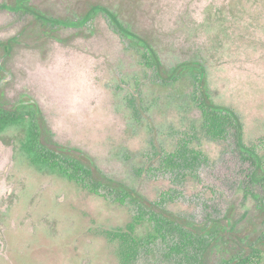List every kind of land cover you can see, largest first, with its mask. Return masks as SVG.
<instances>
[{
	"label": "rangeland",
	"instance_id": "374dc122",
	"mask_svg": "<svg viewBox=\"0 0 264 264\" xmlns=\"http://www.w3.org/2000/svg\"><path fill=\"white\" fill-rule=\"evenodd\" d=\"M87 2L119 13L168 68L200 63L211 98L238 114L244 142L262 156L264 167V0L27 5L53 19L78 21ZM13 39L9 55L0 49V82L12 76L1 87L5 101L37 103L59 144L91 156L106 175L171 212L199 224L223 220L235 226L244 245L264 240V181L252 182V163L233 133L216 140L203 129L194 75L157 81L143 65V51L118 35L105 14L77 28L44 26L31 13L2 8L0 43ZM22 138L18 128L0 134V264H122L111 233L126 229L136 208L38 170L21 152ZM176 150H182L181 161L171 164ZM147 232V225L140 226L136 234ZM160 252L135 264H173ZM225 258L219 245L207 264ZM256 261L264 264V253Z\"/></svg>",
	"mask_w": 264,
	"mask_h": 264
},
{
	"label": "trees",
	"instance_id": "16d2710c",
	"mask_svg": "<svg viewBox=\"0 0 264 264\" xmlns=\"http://www.w3.org/2000/svg\"><path fill=\"white\" fill-rule=\"evenodd\" d=\"M29 1L31 0H16L13 6L4 5L0 6V9L31 13L44 26L57 24L60 27L77 28L88 24L97 15L105 14L118 35L128 39L131 45L143 51V65L153 72L157 81L171 84L188 73L194 75L195 83L198 84L194 98L202 113L203 129L216 140L227 138L229 133H233L236 146L252 163V182L264 181L262 156L245 144L243 124L238 114L233 109L213 101L204 70L200 69V63L184 62L168 68L149 39L128 28L119 13L102 4L87 2L82 17L78 21H69L47 17L37 8L27 5ZM14 43V39L0 43V49L2 48L5 54L9 55ZM200 71L202 74L198 76L196 73ZM14 128H18L23 134L21 152L38 170L58 174L82 186L91 194L112 198L121 205L130 204L136 208L133 219L126 229L111 233L112 238L118 242V254L122 264H135L143 256H150L158 251H161L160 255L164 262L207 264L210 251L219 245L225 249L227 255L222 264H255L256 260L261 259L264 253V240L255 237L249 239L248 245H244V239L235 233V226L224 224L223 220L199 224L171 212L158 201L147 199L125 183L106 175L91 156L79 149L59 144L54 139L44 113L37 103L10 105L4 100L0 88V134ZM3 141L7 143V140ZM188 149L187 145L183 149L184 153ZM192 152L196 153V151ZM181 153L182 150L173 153L171 164L181 161L178 157ZM146 225L148 232L145 236H137V228ZM160 248L161 250H158Z\"/></svg>",
	"mask_w": 264,
	"mask_h": 264
},
{
	"label": "water",
	"instance_id": "95a60500",
	"mask_svg": "<svg viewBox=\"0 0 264 264\" xmlns=\"http://www.w3.org/2000/svg\"><path fill=\"white\" fill-rule=\"evenodd\" d=\"M12 78L11 75H8L6 77H4L1 82H0V88L3 87V85ZM35 102L34 101H29V102H24V104L28 105V104H34Z\"/></svg>",
	"mask_w": 264,
	"mask_h": 264
},
{
	"label": "flooded vegetation",
	"instance_id": "af4514ba",
	"mask_svg": "<svg viewBox=\"0 0 264 264\" xmlns=\"http://www.w3.org/2000/svg\"><path fill=\"white\" fill-rule=\"evenodd\" d=\"M5 6H8L7 4H4ZM4 5H0V6H4ZM4 75V70L3 67H0V78H2V76Z\"/></svg>",
	"mask_w": 264,
	"mask_h": 264
}]
</instances>
